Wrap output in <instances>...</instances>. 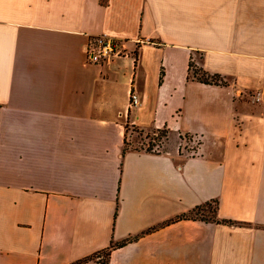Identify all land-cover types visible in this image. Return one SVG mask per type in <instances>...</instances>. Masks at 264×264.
<instances>
[{
    "label": "crops",
    "instance_id": "crops-1",
    "mask_svg": "<svg viewBox=\"0 0 264 264\" xmlns=\"http://www.w3.org/2000/svg\"><path fill=\"white\" fill-rule=\"evenodd\" d=\"M99 34L121 54L89 61ZM215 200L232 222L172 221ZM111 244L82 264H264V0H0V264Z\"/></svg>",
    "mask_w": 264,
    "mask_h": 264
},
{
    "label": "rangeland",
    "instance_id": "rangeland-1",
    "mask_svg": "<svg viewBox=\"0 0 264 264\" xmlns=\"http://www.w3.org/2000/svg\"><path fill=\"white\" fill-rule=\"evenodd\" d=\"M127 130V148H137V149H146L152 148L153 150H162L171 147L180 148L183 152L194 153V150L197 147L198 140H190V136L186 135L182 138L178 136H173L169 131L166 130H156L151 132H145L140 130L135 126L126 124ZM215 205L211 203L206 206L205 210H201L200 215L205 218H212V211L214 210Z\"/></svg>",
    "mask_w": 264,
    "mask_h": 264
},
{
    "label": "trees",
    "instance_id": "trees-1",
    "mask_svg": "<svg viewBox=\"0 0 264 264\" xmlns=\"http://www.w3.org/2000/svg\"><path fill=\"white\" fill-rule=\"evenodd\" d=\"M190 72L193 76V78H195L196 80L203 82V83H207V84H216V85H226L227 81L219 74H211L209 72H207L206 70H204L201 67H198L197 65H195L192 61L190 62ZM168 131V129H163ZM147 150L152 151V148H147ZM215 203V208L212 211V218H205L204 216L200 215V211L201 210H205L206 206L211 204L212 202H207L203 205H199L195 208H193L192 210H190L187 213H184L182 215H179L178 217L174 218L172 221L177 220V219H182V218H192V219H201V220H205V221H216V222H232L231 220H220L217 217V209H216V204L217 201H214ZM126 244L125 242H122L120 244H118V246H122ZM116 245L111 244L110 247H108L107 249H104L102 251L96 252L93 255L86 257L84 259H81L77 262H75L74 264H82L85 263L89 260H97L99 262H103V263H108L109 261V256H110V251L113 247H115Z\"/></svg>",
    "mask_w": 264,
    "mask_h": 264
},
{
    "label": "built area",
    "instance_id": "built-area-1",
    "mask_svg": "<svg viewBox=\"0 0 264 264\" xmlns=\"http://www.w3.org/2000/svg\"><path fill=\"white\" fill-rule=\"evenodd\" d=\"M122 40L108 34H99L91 37L86 45V54L89 61L102 63L121 54ZM259 99V97H257ZM139 98L136 93L131 94V103L137 104Z\"/></svg>",
    "mask_w": 264,
    "mask_h": 264
}]
</instances>
